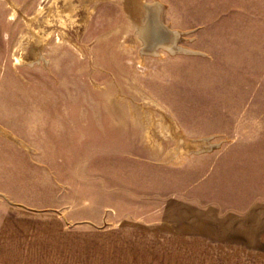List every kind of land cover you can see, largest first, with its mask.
<instances>
[{
  "label": "rangeland",
  "instance_id": "1",
  "mask_svg": "<svg viewBox=\"0 0 264 264\" xmlns=\"http://www.w3.org/2000/svg\"><path fill=\"white\" fill-rule=\"evenodd\" d=\"M4 244L264 264V0H0Z\"/></svg>",
  "mask_w": 264,
  "mask_h": 264
},
{
  "label": "crops",
  "instance_id": "2",
  "mask_svg": "<svg viewBox=\"0 0 264 264\" xmlns=\"http://www.w3.org/2000/svg\"><path fill=\"white\" fill-rule=\"evenodd\" d=\"M5 227L6 229L9 230L6 232L10 233V235L3 236L4 242L6 244L10 243L11 245H13L17 243V244L27 245L28 243H33L36 240L35 236L33 235L35 232L34 231L35 228L33 226H22L21 227L22 231H18V232L24 233V235H14V233H16L18 229L14 226H5ZM37 239H43V238H37ZM6 244H4L5 245V247H3L4 250H0V257L2 258L0 264H28L26 262L19 261L17 260L18 258H16L19 256H29L31 252L27 248L25 249L21 248V250H16L15 252L14 250H8L9 247ZM255 249H257V247Z\"/></svg>",
  "mask_w": 264,
  "mask_h": 264
},
{
  "label": "bare ground",
  "instance_id": "3",
  "mask_svg": "<svg viewBox=\"0 0 264 264\" xmlns=\"http://www.w3.org/2000/svg\"><path fill=\"white\" fill-rule=\"evenodd\" d=\"M82 0H80V2H81ZM84 2V1H83ZM86 2V1H85ZM155 3V2H154ZM155 4H157V3H155ZM71 5V4H70ZM152 5V4H151ZM153 7V6H152ZM149 8H150V6H149ZM161 8V7H160ZM160 10V9H159ZM162 10V9H161ZM142 11V10H141ZM138 12V11H137ZM142 13H143V11H142ZM149 13V12H148ZM161 14V13H160ZM159 16V15H158ZM160 17V16H159ZM156 23V22H155ZM163 25V24H162ZM155 29H158L156 26H155ZM166 30H168V29H166ZM165 30V31H166ZM142 31V30H141ZM165 37V36H164ZM157 38H158V36H157ZM152 40V39H151ZM164 43H165V39H164ZM176 44V43H175ZM177 45V44H176ZM175 45V46H176ZM156 47V46H155ZM168 47L170 48V46L168 45ZM172 48V47H171ZM174 48V47H173ZM173 50H175V49H173ZM154 51V50H153ZM177 51H178V49H177ZM180 51V50H179ZM170 52H171V50H170ZM172 52H175V51H172ZM39 55H41V54H39ZM181 139V138H180ZM206 139V138H205ZM208 140V139H207ZM193 141V140H192ZM203 141V140H202ZM202 143V142H201ZM200 143V145L197 147V150L199 151L200 149H202V148H205V147H207V145H205V143L203 142L202 144ZM207 143V142H206ZM211 144V143H210ZM212 145V144H211ZM179 147V146H178ZM190 147V146H189ZM211 147V146H210ZM180 148V147H179ZM191 148V147H190ZM180 150V149H179ZM187 150H188V148H187ZM181 153V152H180Z\"/></svg>",
  "mask_w": 264,
  "mask_h": 264
}]
</instances>
